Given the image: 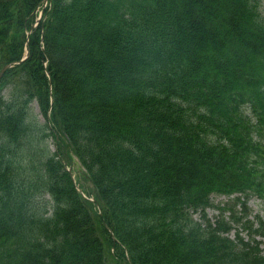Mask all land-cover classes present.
Wrapping results in <instances>:
<instances>
[{"label": "trees", "instance_id": "obj_1", "mask_svg": "<svg viewBox=\"0 0 264 264\" xmlns=\"http://www.w3.org/2000/svg\"><path fill=\"white\" fill-rule=\"evenodd\" d=\"M43 1L0 0V264H264L262 0Z\"/></svg>", "mask_w": 264, "mask_h": 264}, {"label": "rangeland", "instance_id": "obj_2", "mask_svg": "<svg viewBox=\"0 0 264 264\" xmlns=\"http://www.w3.org/2000/svg\"><path fill=\"white\" fill-rule=\"evenodd\" d=\"M262 2H263V8H264V0H262ZM34 110H35V112H38L37 106H34ZM48 144L51 147L50 149L53 151L54 146H53V142L51 139H49ZM232 197H233V195H231V196L213 195L211 200L213 201V203L215 205H217V204L223 205L225 202H228L229 199H232ZM247 204H248V207L250 210V212H249L250 218L254 217L256 214H259L261 217L264 218V203L260 199H258L256 197H251L248 200ZM236 209H240L239 205H236ZM206 211H207V215L211 218V220H214L219 214V211H218L216 206H211ZM225 213L227 215L228 212H225ZM196 216H197V214L194 215V217H196ZM242 235L246 236L245 231L242 232ZM229 236L231 238L235 237V229H232L230 231ZM258 238L261 239L262 241H264V237H258ZM260 247L263 248V244H261Z\"/></svg>", "mask_w": 264, "mask_h": 264}, {"label": "water", "instance_id": "obj_3", "mask_svg": "<svg viewBox=\"0 0 264 264\" xmlns=\"http://www.w3.org/2000/svg\"><path fill=\"white\" fill-rule=\"evenodd\" d=\"M26 57H27V54H25V56H23L18 62L23 61ZM9 66H10V64H6V65H4V66L1 68V70H0V78H1V76H2V74H3V72L5 71V69H7Z\"/></svg>", "mask_w": 264, "mask_h": 264}]
</instances>
